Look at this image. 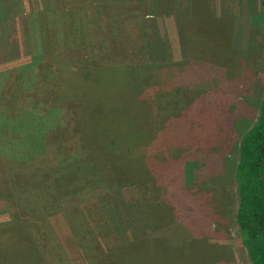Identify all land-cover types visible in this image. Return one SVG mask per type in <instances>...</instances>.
<instances>
[{"label": "rangeland", "instance_id": "obj_1", "mask_svg": "<svg viewBox=\"0 0 264 264\" xmlns=\"http://www.w3.org/2000/svg\"><path fill=\"white\" fill-rule=\"evenodd\" d=\"M122 3L0 0V264H251L234 174L263 97L264 0L217 1L245 58L191 53L193 19L168 47Z\"/></svg>", "mask_w": 264, "mask_h": 264}, {"label": "trees", "instance_id": "obj_2", "mask_svg": "<svg viewBox=\"0 0 264 264\" xmlns=\"http://www.w3.org/2000/svg\"><path fill=\"white\" fill-rule=\"evenodd\" d=\"M231 23L230 14L213 20H209L206 16L201 18L200 24L192 25L194 29L187 32L192 35L191 43L187 44L190 47L189 51L192 53V50L200 45L201 52L202 49L209 48L212 55L223 54L222 50L228 48L225 47L224 42L229 45ZM209 64L213 65V63ZM78 71L89 73V70L85 69H77L76 72ZM205 74L211 75L213 72L209 70ZM234 178L237 195L235 217L242 245L251 264H264V85L257 119L239 141ZM7 228L0 229V233L10 230L9 227ZM2 248L0 246V263L9 258L4 254L10 251Z\"/></svg>", "mask_w": 264, "mask_h": 264}, {"label": "crops", "instance_id": "obj_3", "mask_svg": "<svg viewBox=\"0 0 264 264\" xmlns=\"http://www.w3.org/2000/svg\"><path fill=\"white\" fill-rule=\"evenodd\" d=\"M217 1L218 0H123V5H122V11H120L118 14L122 16H149L150 18L154 19V22H157L158 30L161 31L162 38L165 36L164 40L166 39L168 41V47L172 46L173 44L174 47H178V41L176 40L177 36V27L176 25L178 24V17L180 19H183L186 23V25H191L189 24V21L192 19L196 21V24L194 25H199L200 24V19L203 17H208L209 20L213 19H218V18H223L220 17V9L217 8ZM173 2V3H172ZM211 8V9H210ZM118 9V8H116ZM210 9V11H209ZM249 11L253 12L254 11V5L253 3H250L249 6ZM40 12V11H39ZM98 14V13H97ZM104 15L111 14L112 13H101ZM94 15H96L94 13ZM239 16L235 14L234 18H232L235 21V18ZM248 22L250 21V26L251 28V18L245 17ZM156 20V21H155ZM237 23V19L235 21ZM224 26V25H223ZM233 24H230V30ZM233 30V29H232ZM231 30V31H232ZM251 31V30H250ZM249 35L248 31H246V36ZM239 38V37H238ZM234 40L231 45H226L224 42L225 47H228L232 52L238 53L241 48H245L247 45V40L245 38L239 39V41L244 40V46L243 47H236L238 44V40L235 38L232 39ZM166 41V42H167ZM229 43V42H228ZM236 43V45L234 44ZM249 44V42H248ZM240 45V44H239ZM241 58H245L243 52L239 54ZM248 62V61H247ZM215 73V72H214ZM213 75V74H211ZM211 77V76H209ZM197 168H194L191 170V174L196 171ZM214 175L220 174V171H217L215 168V171L212 172ZM192 185L195 187H198L195 185L194 179L191 178ZM198 184V183H197ZM199 187L201 186L198 184ZM209 183H205L202 186H207ZM206 216V214H200V217ZM201 221V222H199ZM198 222L202 224V222H207L203 217L199 220ZM208 224V223H207ZM202 226L200 230L198 231V234H204L205 231L206 233H209V227L208 225H200ZM200 226H197L200 227Z\"/></svg>", "mask_w": 264, "mask_h": 264}]
</instances>
